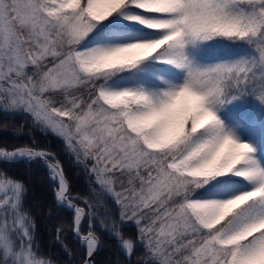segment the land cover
<instances>
[{
  "label": "snow or ice",
  "instance_id": "6c2138e0",
  "mask_svg": "<svg viewBox=\"0 0 264 264\" xmlns=\"http://www.w3.org/2000/svg\"><path fill=\"white\" fill-rule=\"evenodd\" d=\"M19 111L135 225L134 240L113 224L127 264H264V0H0V112ZM18 159L47 166L96 264L93 204L35 141L0 145ZM26 191L0 168V264H57Z\"/></svg>",
  "mask_w": 264,
  "mask_h": 264
},
{
  "label": "trees",
  "instance_id": "16d2710c",
  "mask_svg": "<svg viewBox=\"0 0 264 264\" xmlns=\"http://www.w3.org/2000/svg\"><path fill=\"white\" fill-rule=\"evenodd\" d=\"M34 141L36 147L49 149L60 158L73 193L93 204L96 213L94 229L101 242L94 257L96 264H127L129 257L121 247V239L114 234L113 224L125 239H136V227L131 223L121 224L120 206L91 177L84 164L77 160L64 137L36 123L26 112H0V145L28 146ZM0 168L6 169L25 185V206L36 222L37 243L44 252L56 260L57 264H81L85 250L73 232V213L56 204L54 181L47 166L40 160L18 159L14 162L0 160ZM58 228L62 232L59 240L56 235ZM82 228L86 230L83 223ZM65 246L71 250V256L65 251ZM137 251L143 252V248ZM131 259L135 261L136 256Z\"/></svg>",
  "mask_w": 264,
  "mask_h": 264
},
{
  "label": "rangeland",
  "instance_id": "374dc122",
  "mask_svg": "<svg viewBox=\"0 0 264 264\" xmlns=\"http://www.w3.org/2000/svg\"><path fill=\"white\" fill-rule=\"evenodd\" d=\"M19 112H21V111H19ZM30 115V114H29ZM32 117V116H31ZM33 119H34V117H32ZM35 120V119H34ZM35 122L36 123H39V124H42L43 126H45L46 128H49V129H52V128H50V127H48V126H46V125H44L43 123H41V122H39V121H37V120H35ZM52 130H54V129H52ZM55 131V130H54ZM56 132V131H55ZM58 133V132H57ZM91 174V173H90ZM91 177H93L95 180H96V178H95V176L94 175H92L91 174Z\"/></svg>",
  "mask_w": 264,
  "mask_h": 264
},
{
  "label": "water",
  "instance_id": "95a60500",
  "mask_svg": "<svg viewBox=\"0 0 264 264\" xmlns=\"http://www.w3.org/2000/svg\"><path fill=\"white\" fill-rule=\"evenodd\" d=\"M19 147H23V146H19ZM47 150H49V149H47ZM50 152H52L51 150H49ZM52 153H54V152H52ZM55 154V153H54ZM55 156L58 158V160L61 162V160H60V158L55 154ZM61 164H62V162H61ZM63 165V164H62ZM64 168V167H63ZM66 175V174H65ZM67 177V176H66ZM68 179V178H67ZM97 235V234H96ZM76 236V235H75ZM77 237V236H76ZM78 238V237H77Z\"/></svg>",
  "mask_w": 264,
  "mask_h": 264
}]
</instances>
